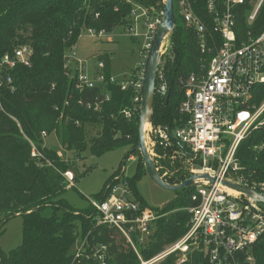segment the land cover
<instances>
[{
	"label": "trees",
	"instance_id": "1",
	"mask_svg": "<svg viewBox=\"0 0 264 264\" xmlns=\"http://www.w3.org/2000/svg\"><path fill=\"white\" fill-rule=\"evenodd\" d=\"M250 1V0H249ZM133 3L161 6V0H0V62L5 54H13L21 46L32 49L31 65L18 63L14 68L0 71V216L5 220L15 215L23 216V242L9 252L0 250V264H141L140 256L149 260L168 245L182 237L188 230L191 214L189 207L193 187H184L176 198L165 204L152 224V233L144 240L139 233L132 239L138 249L124 248L119 238L124 234L106 224H98L94 206L85 210L74 209L62 197L66 190L63 173L70 168L58 150L44 145L43 132H55L61 145L80 154L87 146V124L101 126L92 138V153L100 155L119 145L129 144L132 149L139 142V116L127 118L123 110L132 108L134 90H122L120 84L109 82L105 89L75 88V80L67 75L65 56L89 29L111 32L117 26L125 28L130 23ZM241 8L237 16L236 33L239 42L264 29V1L255 20L247 18ZM246 14H245V12ZM206 16L204 10H198ZM176 27L171 33V48L163 57L169 80L167 96L156 93L152 124L177 127L186 122L179 106L184 99L182 79L200 73L212 57L203 52L201 37L196 30L179 22L177 0H174ZM207 18V17H206ZM208 20V18H207ZM206 42L208 50L213 39L220 35L208 20ZM105 62V74L112 76L109 55H100ZM11 78V82L8 79ZM105 91L110 99L98 110L88 108L96 96ZM84 100L85 103H80ZM264 101V82L254 86L251 105ZM264 118V112L261 119ZM33 145L40 155L33 156ZM137 150L129 152L128 157ZM160 154L163 149L159 148ZM141 154V153H140ZM44 160H48L50 165ZM239 169L233 179L250 187L264 184V124L252 130L242 140L236 151ZM170 166L173 174L166 181L179 184L192 173L176 163ZM143 157L138 161V172L126 179L129 188L141 205L136 179L147 169ZM148 170V169H147ZM162 176V173L159 172ZM116 175L102 191L101 200L120 182ZM258 184V186L255 185ZM179 190V189H178ZM78 239L85 241V249L76 256ZM255 264H264V239L253 246ZM90 255V256H89ZM140 255V256H139ZM172 254L155 264H177ZM181 264H209L202 252H194ZM241 264H246L242 259Z\"/></svg>",
	"mask_w": 264,
	"mask_h": 264
},
{
	"label": "built area",
	"instance_id": "2",
	"mask_svg": "<svg viewBox=\"0 0 264 264\" xmlns=\"http://www.w3.org/2000/svg\"><path fill=\"white\" fill-rule=\"evenodd\" d=\"M128 1L132 3V0ZM263 1L259 0L255 7L251 5L249 11L245 9L248 20H255ZM165 2L161 0L159 7L133 3L127 34L144 40L142 60L131 74L112 75L108 79L104 60L98 59L91 65L78 56L76 46H73L65 56V68L67 75L75 80V88L81 92L98 87L105 89L109 82H117L122 90H134L133 106L124 109V115L132 118L140 113L148 60L165 15ZM248 3L249 0H177L179 15L201 37L202 51L213 54L200 73H192L181 80L184 99L179 110L185 115L186 122L177 127L152 124L150 139L160 149L172 148L177 154L199 162L201 168L192 169L191 173H207L212 179L196 180L191 196L194 204L188 208L191 217L187 232L149 260L144 261L139 255L141 264H154L172 254L177 255V264H181L197 251L207 257L209 264H241L242 259L246 264L256 262L253 246L264 239V208L246 194L231 193L223 184L224 180H229L246 185L232 177L239 169L236 151L252 130L264 124V118L261 119L264 103L260 107L251 105L254 86L264 82V29L257 36L251 34L243 42H239L236 33L237 16ZM199 9L204 10L206 16H201ZM206 17L221 39L220 42L213 39L214 45L209 50ZM88 32L93 36L105 34L103 30L89 29ZM169 35L161 46L162 56L171 48ZM32 54L28 46L16 48L13 54L4 55L0 71L3 67L14 68L18 63L31 65ZM161 61L162 57L156 93L164 97L169 91V80ZM8 81L11 82V78ZM109 99L110 93L105 91L103 97L96 96L94 102L86 105L98 110ZM80 103L85 102L80 100ZM32 155H38L34 145ZM63 175L67 187L72 186L76 179L74 172L67 170ZM251 188L259 191L256 187ZM92 205L98 212V224L109 225L124 234L138 254L133 233H139L140 239L144 240L152 233V224L159 217L156 209L143 207L132 198L127 182L124 187L114 185L105 199L93 200Z\"/></svg>",
	"mask_w": 264,
	"mask_h": 264
},
{
	"label": "rangeland",
	"instance_id": "3",
	"mask_svg": "<svg viewBox=\"0 0 264 264\" xmlns=\"http://www.w3.org/2000/svg\"><path fill=\"white\" fill-rule=\"evenodd\" d=\"M258 1L259 0H250V4L255 7ZM178 19L180 22L181 17H178ZM142 30H144V28ZM169 38L170 43H172L171 34L169 35ZM143 40L142 37L135 38L129 36L126 28L119 25L113 31L105 32L103 36H100L99 34L93 36L88 30L84 31L74 46H76L78 56L91 65L96 64L98 59H100V55H109L111 59L110 70L112 75L121 77L125 73L131 74L134 72L138 63L142 60L141 49ZM68 52L69 51H67V53ZM166 55L162 56L161 63H163V57H166ZM263 103L264 101L257 107H260ZM100 128L101 126L98 124L86 125L87 146L80 154L61 145L59 137L55 132L43 136L45 138L44 145L61 152V155H59L70 164L68 170L73 171L75 174L76 179L73 185L70 187L66 186V190L62 194V197L66 199L68 204L74 209L85 210L87 208H92L93 200L101 201L103 195L102 191L107 189L106 184L108 182L110 183L111 179L116 175L120 176V182L118 183L119 186L124 187L127 182L126 179L134 177L138 172V161L141 154L140 151H138L128 157L129 152L132 150V147L129 144L119 145L100 155L92 153V138L99 133ZM149 129L150 126L147 129L148 147L152 150L150 152L154 164L158 168V171L162 173L164 179H166V177L169 178V173L173 174L174 171L166 169L170 167L167 165V162L170 163L172 167H174L176 163L183 164V167L190 172L192 169L201 168L199 162H194L190 157L183 154H177L172 148H169L168 150L164 149L160 156L161 152H159V147L157 145L154 146L151 142V133L149 132ZM37 153L40 155V152L37 151ZM45 162L50 165L48 160H44V163ZM255 185L258 186L256 183ZM136 186L141 199L147 206L156 209L157 212H159L158 210L163 208L165 204L176 198L179 191H183L182 189L175 190L160 185L155 181L147 169L142 171L136 179ZM258 190L264 193L263 188H258ZM132 198L140 203L133 194ZM260 205L264 208V202H260ZM2 220L3 217L0 216V222ZM23 227V216L21 215H15L5 220L0 227V250L9 252L11 249L21 245L23 242ZM124 237L126 238V241L119 238V244L124 248H128L129 244L130 247H133L129 239L126 236ZM84 249L85 241L78 239L75 246V250L77 251L76 256L81 254ZM141 258L146 261L142 256ZM164 259L165 258L158 259L155 263Z\"/></svg>",
	"mask_w": 264,
	"mask_h": 264
},
{
	"label": "water",
	"instance_id": "4",
	"mask_svg": "<svg viewBox=\"0 0 264 264\" xmlns=\"http://www.w3.org/2000/svg\"><path fill=\"white\" fill-rule=\"evenodd\" d=\"M175 27L176 19L174 15V0H166L165 15L158 28L156 40L148 60L146 82L139 116V142L136 148L132 149L131 152L135 150L140 151L141 156L145 161L146 167L155 181L164 187L178 190L184 187H195L197 179L212 178L207 173L201 175L193 173L190 177L186 178L179 184L169 183L161 176L157 167L155 166L147 143V129H145V124L146 122H149L150 126L152 125L158 67L162 57L161 46L165 38L174 31ZM223 184H225L230 189H235L242 194H246L252 201L264 202V194L247 185L229 180H224Z\"/></svg>",
	"mask_w": 264,
	"mask_h": 264
},
{
	"label": "bare ground",
	"instance_id": "5",
	"mask_svg": "<svg viewBox=\"0 0 264 264\" xmlns=\"http://www.w3.org/2000/svg\"><path fill=\"white\" fill-rule=\"evenodd\" d=\"M149 126H150V123H149V122H146V124H145V129H148ZM229 191H230L231 193H233V194H238V193H239V192H238L237 190H235V189H230Z\"/></svg>",
	"mask_w": 264,
	"mask_h": 264
}]
</instances>
